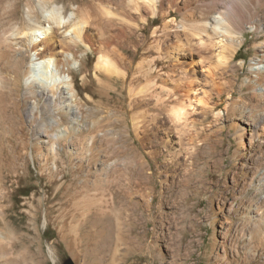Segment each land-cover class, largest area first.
I'll use <instances>...</instances> for the list:
<instances>
[{
    "label": "rangeland",
    "instance_id": "1",
    "mask_svg": "<svg viewBox=\"0 0 264 264\" xmlns=\"http://www.w3.org/2000/svg\"><path fill=\"white\" fill-rule=\"evenodd\" d=\"M139 1L142 27L181 19L171 0ZM220 1L178 3L185 12L188 4L196 9ZM58 3L68 18L74 5L96 0ZM245 5V35L234 56L206 54L214 78L207 81L201 72L196 94L209 106H200L189 121L173 163L160 141H134L126 92L124 104L113 101L108 109L113 114L109 137L119 142L108 146L109 158L98 170L88 160L79 169L66 140L67 120L50 127L37 111L32 119L24 114V94L12 95L8 79H0V264H264V13L254 3ZM27 9L24 0L22 11ZM158 17L164 19L155 21ZM259 21L263 27L252 28ZM81 51L87 55L85 46ZM93 61L87 57L89 71ZM53 76L49 89L59 83V75ZM112 82L114 89L120 87ZM97 88L103 92L101 84ZM181 96L160 108L162 117ZM39 130L56 133L57 144L73 153L71 162L61 161L59 178L42 174L41 163L53 157V142L39 138ZM150 149L160 152L155 159ZM97 187L112 202L104 216L96 209L83 212L79 205L83 190Z\"/></svg>",
    "mask_w": 264,
    "mask_h": 264
},
{
    "label": "bare ground",
    "instance_id": "2",
    "mask_svg": "<svg viewBox=\"0 0 264 264\" xmlns=\"http://www.w3.org/2000/svg\"><path fill=\"white\" fill-rule=\"evenodd\" d=\"M23 2L0 3V79H8L12 95L24 94V114L32 119L36 111L41 119L48 118L50 127H58L66 119L70 132L65 139L75 149L78 168L88 160L93 170L109 158L108 146L119 142V138L109 137L113 123L108 109L113 101L124 104L126 92L127 105L133 112L134 141L143 145L160 141L173 163L181 155L189 121L200 106L205 110L209 106L196 94L201 72L207 81L214 78L206 60L211 56L206 54L213 52L224 59L234 56L245 35L243 11L248 9L243 4L254 3L264 13V0H232L230 4L221 0V4L211 2L196 9L188 4L185 12L179 0H171L170 8L180 14V20L165 19L161 25L142 27L137 15L143 4L139 0H96L91 6L74 5L73 17L68 18L63 16L66 7L58 0H25L26 12L22 11ZM225 22L232 29L226 28ZM251 26L262 28L263 23ZM83 46L87 55L81 51ZM87 57L94 59L91 71ZM75 61H79V68L74 67ZM53 75L59 83L49 89ZM111 81L120 87L114 89ZM100 84L103 92L97 88ZM178 94L183 96L179 103L172 104L170 112L162 117L165 114L159 112L160 108L167 101L172 103ZM151 105L155 111H149ZM38 136L53 142V157L41 163L42 174L49 171L50 179L55 175L59 178L61 161L71 162L73 153L57 144L56 133L39 130ZM148 153L155 159L160 152L150 149ZM79 198L83 212L96 209L104 216L112 208L110 197L99 187L83 190Z\"/></svg>",
    "mask_w": 264,
    "mask_h": 264
}]
</instances>
